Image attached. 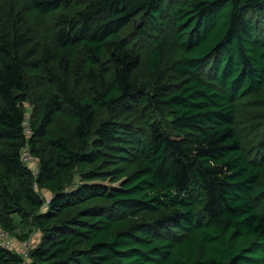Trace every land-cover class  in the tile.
Returning <instances> with one entry per match:
<instances>
[{"label": "trees", "instance_id": "obj_1", "mask_svg": "<svg viewBox=\"0 0 264 264\" xmlns=\"http://www.w3.org/2000/svg\"><path fill=\"white\" fill-rule=\"evenodd\" d=\"M3 6L18 11L0 27V228L39 238L27 261L0 246V264H264V0ZM59 117L69 134L50 131Z\"/></svg>", "mask_w": 264, "mask_h": 264}, {"label": "rangeland", "instance_id": "obj_2", "mask_svg": "<svg viewBox=\"0 0 264 264\" xmlns=\"http://www.w3.org/2000/svg\"><path fill=\"white\" fill-rule=\"evenodd\" d=\"M11 1V0H9ZM5 2V0H0V14L2 12V10H4L6 13H8V9L7 7L3 6V3ZM15 6H17L15 4ZM18 11V9H16L15 11H10L11 13V16L12 17L16 12ZM60 12V11H59ZM58 12V13H59ZM2 13L5 17L7 16V14H4ZM58 13H53L51 14L50 16H48L47 20L45 21V24L43 25H35V27L32 25V28H31V38H32V46H35L37 49H40L42 47H50L52 48V41H53V35H54V21L55 19L57 18V15ZM0 18V27H3L6 23L5 21L9 20L10 23L13 22L12 18ZM178 56V50L176 47L174 48H169L166 52V55H165V58L164 60L160 63L159 65V69H164L169 63L170 61L172 60V58L174 57H177ZM79 68H80V59L77 57L76 60H75V63H74V67H73V70H72V74L70 75V82H71V88L73 89L74 93H78L80 94L82 91H84L85 89V86L81 84V81L79 79ZM52 71H55V73H58L59 72L55 69L54 65H51V68H50ZM147 74L146 72L141 71V73L139 74V77L140 78H143V77H146ZM30 79L32 80V84H33V81L35 82L36 81V78H40L43 77V74L37 72V73H33L32 75H29ZM170 76L168 74H166V79H169ZM42 81V79H41ZM43 89H52V85L50 83H46L43 84ZM54 88V87H53ZM34 91H37V88L35 87V90ZM23 108L25 110V131L27 134L30 133V121H33V113H34V108H35V105H34V101H33V97L30 98L28 101H26L25 103H23ZM105 117L103 113L100 114L99 118H103ZM240 120L243 121L244 123H242V126L244 127L245 125H248V123H250L251 121H254L255 117L253 116V113L252 112H249L247 110H241L240 112ZM58 130H63L65 133L69 134L70 133V127H68L66 125V123H64L62 121V119L59 117L56 121V124L50 129V131L52 132V134L54 133H57ZM247 136L248 137L246 140V145L247 146H250L251 144H255L257 139H254L252 140L253 138V134H250L251 131H247ZM31 168H33V171L34 169L37 168V162L36 164H33L31 166ZM75 181H78V179H76ZM38 193L41 195V197L47 201L49 200L50 198V194L47 193V192H44V191H39L38 190ZM17 232L19 234H22L23 233V229H17ZM13 239V241L15 242V244L17 242H20L21 240H17L15 239L13 236L11 237ZM38 238H39V232L36 230V229H33L31 230L30 232V235L27 239V241H29L30 243V247L32 248L33 245L35 243H37L38 241ZM28 259V258H27Z\"/></svg>", "mask_w": 264, "mask_h": 264}, {"label": "built area", "instance_id": "obj_3", "mask_svg": "<svg viewBox=\"0 0 264 264\" xmlns=\"http://www.w3.org/2000/svg\"><path fill=\"white\" fill-rule=\"evenodd\" d=\"M24 126H25V123H24ZM21 161L31 169L33 174L37 172V168L34 169V171H33V168H31L33 164H36V159L29 153L27 149H24L22 151ZM11 237L12 235L8 231L0 228V246L7 250H16L17 253L20 255V257L24 261H27L28 254L31 249L30 247L31 245L29 241L24 240V241L17 242L15 244V242L13 241Z\"/></svg>", "mask_w": 264, "mask_h": 264}]
</instances>
